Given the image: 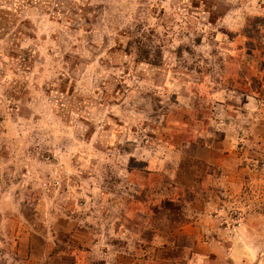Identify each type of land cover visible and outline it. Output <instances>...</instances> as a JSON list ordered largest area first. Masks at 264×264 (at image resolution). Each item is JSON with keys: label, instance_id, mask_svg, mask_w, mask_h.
<instances>
[{"label": "rangeland", "instance_id": "obj_1", "mask_svg": "<svg viewBox=\"0 0 264 264\" xmlns=\"http://www.w3.org/2000/svg\"><path fill=\"white\" fill-rule=\"evenodd\" d=\"M0 264H264V0H0Z\"/></svg>", "mask_w": 264, "mask_h": 264}]
</instances>
